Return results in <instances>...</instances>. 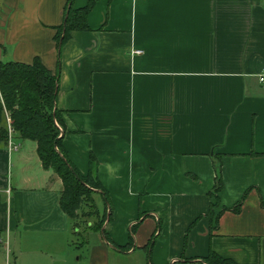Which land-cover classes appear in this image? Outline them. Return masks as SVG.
Instances as JSON below:
<instances>
[{
    "label": "crops",
    "instance_id": "crops-1",
    "mask_svg": "<svg viewBox=\"0 0 264 264\" xmlns=\"http://www.w3.org/2000/svg\"><path fill=\"white\" fill-rule=\"evenodd\" d=\"M66 3L0 0V62L37 58L57 74L62 146L81 174L95 158L105 195L92 191L93 213L76 224L35 143L0 142V247L7 239L12 264H71L81 228L93 230L85 264L136 248L148 264H202L209 251L264 264L262 0H95L88 29L58 49ZM239 5L248 13L227 10Z\"/></svg>",
    "mask_w": 264,
    "mask_h": 264
},
{
    "label": "trees",
    "instance_id": "trees-1",
    "mask_svg": "<svg viewBox=\"0 0 264 264\" xmlns=\"http://www.w3.org/2000/svg\"><path fill=\"white\" fill-rule=\"evenodd\" d=\"M95 0H87L81 7H72L71 0H67L62 24L56 29L53 36L56 47L60 46L69 37L73 30L88 29L86 16ZM57 91V74L45 68L34 58L30 63L17 61L0 62V142H6L5 114L12 127L13 135L19 139L31 140L35 143L36 154L43 169L52 170L60 179L62 188L59 192L58 205L68 218H74L75 211L81 206L83 197H86L91 212L93 204L90 198L93 188H102L96 180V160L89 154L86 174H81L68 159L61 143V119L55 107ZM220 188L218 170L214 175L211 193ZM104 192V191H103ZM87 195V196H86ZM105 195V192H104ZM239 202L223 210L236 211ZM93 213V212H92ZM104 215L98 219L100 228ZM132 228L130 229V233ZM103 239L110 243L105 229H101ZM153 234L148 241L150 245ZM117 249L122 247L115 245ZM202 264H235L227 258H222L209 251L201 258Z\"/></svg>",
    "mask_w": 264,
    "mask_h": 264
},
{
    "label": "rangeland",
    "instance_id": "rangeland-1",
    "mask_svg": "<svg viewBox=\"0 0 264 264\" xmlns=\"http://www.w3.org/2000/svg\"><path fill=\"white\" fill-rule=\"evenodd\" d=\"M263 4H264V0H262ZM263 7V6H262ZM228 11H231L232 13H244L247 14L249 11V8H247L246 6H232V7H227ZM5 118V117H4ZM5 122V126H6V119H4ZM97 188H93L92 191L96 190ZM87 196V195H86ZM83 201L81 202V206L75 211L76 215L74 217V220H76V224L80 225V214L84 215L87 214L88 217L89 215L92 214L91 209L89 211H87V213H82L83 210L82 209V205L84 208H86L87 205V198L83 197ZM86 206V207H85ZM85 212V211H84ZM80 216V217H79ZM83 222V221H82ZM84 225V224H82ZM93 232L92 229H84L81 228L80 231L73 235L72 237V241L73 243L71 244L72 247L77 251H75L74 255H73V260L71 261V264H85V260L84 258L87 256V251H88V245L89 243L92 242V240L90 239V235ZM90 233V234H89ZM7 239L6 240H2L1 242V247H0V264H12V253L11 252V246L8 245V250L6 253L5 250V246L7 245ZM41 249L40 251H37V254L40 255H45L46 257L51 256V257H55L52 254L57 255L55 252H53V250L48 249V251H43L42 249L44 248H39ZM150 255L147 254V252L144 251H139L137 248L132 252L130 251V253L125 254V255H117L115 254V256L112 258L111 255L109 257V264H148L150 263L151 259L149 257ZM75 258V259H74Z\"/></svg>",
    "mask_w": 264,
    "mask_h": 264
},
{
    "label": "built area",
    "instance_id": "built-area-1",
    "mask_svg": "<svg viewBox=\"0 0 264 264\" xmlns=\"http://www.w3.org/2000/svg\"><path fill=\"white\" fill-rule=\"evenodd\" d=\"M136 53H138L139 51H135ZM263 76L262 75H259V80H262ZM5 119H6V147L8 150L10 151H15L18 149L19 147V142L18 141H15L13 139V130H12V127L10 126L9 124V121H8V118L5 114Z\"/></svg>",
    "mask_w": 264,
    "mask_h": 264
}]
</instances>
